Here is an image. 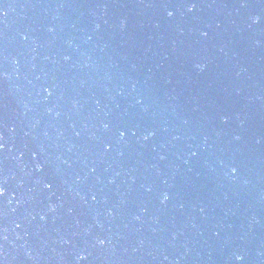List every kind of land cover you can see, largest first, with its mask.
Wrapping results in <instances>:
<instances>
[{
  "label": "water",
  "instance_id": "water-1",
  "mask_svg": "<svg viewBox=\"0 0 264 264\" xmlns=\"http://www.w3.org/2000/svg\"><path fill=\"white\" fill-rule=\"evenodd\" d=\"M0 264H264V0H0Z\"/></svg>",
  "mask_w": 264,
  "mask_h": 264
},
{
  "label": "snow or ice",
  "instance_id": "snow-or-ice-1",
  "mask_svg": "<svg viewBox=\"0 0 264 264\" xmlns=\"http://www.w3.org/2000/svg\"><path fill=\"white\" fill-rule=\"evenodd\" d=\"M191 4H192V7L188 8L189 11H191L192 9H194V8L196 7L195 2H191ZM167 14H168L169 16L173 15V13H172L171 11H169ZM254 20H259V17H255ZM105 127H107V125H105ZM120 135H121V136H124L125 133L122 131V132L120 133ZM145 139H147V137H145ZM232 171L235 172V171H236V168H233ZM47 187H51V185H47ZM167 198H168V197H167V195L165 194L164 199H167ZM100 243H104V241H100ZM236 260H237V261H242V260H243V257L240 256V255H237V256H236Z\"/></svg>",
  "mask_w": 264,
  "mask_h": 264
},
{
  "label": "clouds",
  "instance_id": "clouds-1",
  "mask_svg": "<svg viewBox=\"0 0 264 264\" xmlns=\"http://www.w3.org/2000/svg\"><path fill=\"white\" fill-rule=\"evenodd\" d=\"M200 67L202 68L203 66L201 65Z\"/></svg>",
  "mask_w": 264,
  "mask_h": 264
}]
</instances>
